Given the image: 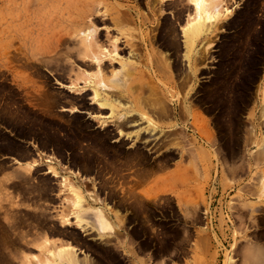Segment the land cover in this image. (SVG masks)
Listing matches in <instances>:
<instances>
[{"label":"rangeland","instance_id":"rangeland-1","mask_svg":"<svg viewBox=\"0 0 264 264\" xmlns=\"http://www.w3.org/2000/svg\"><path fill=\"white\" fill-rule=\"evenodd\" d=\"M158 1L0 0V264H68L58 253L72 246L92 264H240L252 246L264 252V0H213L195 75L181 38L193 1ZM126 12L122 35L113 19ZM78 25L76 39L97 34L109 49L94 65L78 44L41 54Z\"/></svg>","mask_w":264,"mask_h":264},{"label":"bare ground","instance_id":"bare-ground-1","mask_svg":"<svg viewBox=\"0 0 264 264\" xmlns=\"http://www.w3.org/2000/svg\"><path fill=\"white\" fill-rule=\"evenodd\" d=\"M158 1V0H157ZM193 1V8H194V10L196 11V13H197V17L195 18V19H193V21L192 22H190V23H188V25H187V27H185L184 29H183V31L181 32V38L183 39V47H184V54L182 55V58H184L185 60H186V62H187V64H188V70H191L192 71V74L193 75H195V72H196V70H195V66H192V60H193V58H194V56H192L194 53L196 54V45H197V42H198V40L204 35V34H206V33H209L210 32V30L212 29V27L214 26V24H215V22H216V20L218 19V15H219V11L218 12H214V9L216 8V5H218V3L216 4L215 3V1H213V0H192ZM191 1V2H192ZM159 2V1H158ZM220 3V2H219ZM220 5V4H219ZM119 7V6H118ZM91 9V8H90ZM90 9H88L89 11H90ZM185 9V8H184ZM122 10V9H121ZM121 10H119V11H121ZM91 12V11H90ZM120 13H122V11L120 12ZM195 13V14H196ZM135 14V13H134ZM136 14H137V16L139 15V13L138 12H136ZM136 14H135V16H136ZM88 15H90V14H83V16H82V18H81V20H80V22L81 23H84V18H85V16H88ZM91 16V15H90ZM101 17V19L100 20H102V22H103V19H102V17L104 18L105 17V15H102V16H100ZM98 18V17H97ZM137 18V17H136ZM96 19V18H95ZM99 19V18H98ZM104 20H105V18H104ZM88 21V20H87ZM93 21V20H92ZM130 21H132V19L130 18V14L128 13V12H126V13H124L123 15H117L116 16V18H114L113 19V24H114V26H115V28L119 31V33L120 34H124V31H123V29H121L120 30V26L121 25H123V24H125V23H129ZM85 22H86V20H85ZM89 23H90V19H89V21H88ZM105 22V21H104ZM106 22H107V20H106ZM79 24V23H78ZM76 25V24H75ZM80 30H81V28H80V25H78V26H76L74 29H72V35H70V34H68V36L69 37H65V36H59V37H57L55 40H54V38H52L53 40H54V42L51 44V46L50 47H46V50H45V48H44V50H43V52H41V54L42 55H50V54H56L57 52H58V50H60V53L62 52V50L64 49V47L66 46V45H69V44H78V45H80L82 48H83V51L86 53V55H88L87 57H90V59H89V61L92 59V60H98L99 58H100V55L102 54H104L103 52H105V51H107V50H109V49H107V50H102L101 51V48H104L105 46L103 45V47H102V44L100 45V43H99V45H97L98 44V42L97 41H100L101 42V40H98L99 38H97L96 39V41L95 40H93V39H95V35H97V34H95V35H93V37H91V36H84L85 34V31H84V35L83 36H80V37H82V38H80L79 37V40H78V38L76 39V36L79 34V32H80ZM91 32V31H90ZM71 33V32H70ZM108 33V32H107ZM106 33V35L108 36V34ZM81 34V33H80ZM79 34V35H80ZM94 34V33H93ZM99 37H101V33H99ZM154 35V34H153ZM84 37V38H83ZM91 37V38H90ZM105 37V36H104ZM174 37V36H173ZM111 38V40L113 39L112 37H110ZM81 39V40H80ZM101 39V38H100ZM103 39V38H102ZM105 39H106V37H105ZM75 40L77 41V43H74L75 42ZM104 40V39H103ZM150 40H151V38H150ZM26 41H28V40H26ZM50 41H52V40H50ZM79 41V42H78ZM31 42H33V41H31ZM103 42V41H102ZM105 42H108V41H106L105 40ZM119 42V41H118ZM152 42V41H151ZM51 43V42H50ZM181 43V44H182ZM34 44V43H33ZM46 44H48V43H46ZM119 44V43H118ZM49 45V44H48ZM77 45V46H78ZM115 45H116V43H115ZM115 45L113 46V44H112V46L115 48ZM64 46V47H63ZM71 46V45H70ZM61 47H63V49L61 50L60 48ZM75 47V46H74ZM79 47V46H78ZM106 47H108V46H106ZM66 48V47H65ZM76 48V47H75ZM81 48V49H82ZM110 48V47H109ZM104 49H106V48H104ZM67 50V48L65 49V51ZM75 50H77V49H74V51ZM120 50V49H119ZM136 50V49H135ZM69 51H70V49H69ZM127 51V50H126ZM199 51V50H198ZM39 52V51H38ZM38 52H36V51H29V53H27V54H29L28 56L29 57H31V58H35L36 57V55H37V53ZM80 52H81V50H80ZM83 52V53H84ZM111 52V51H110ZM64 53V52H63ZM77 53V52H76ZM79 53V52H78ZM77 53V54H78ZM82 53V52H81ZM105 54H106V52H105ZM154 54L157 56L158 54H157V51L154 49ZM177 54V53H176ZM198 54V53H197ZM64 55V54H63ZM81 55V54H80ZM79 55V56H80ZM82 55H84V54H82ZM127 55V54H126ZM50 57H52V56H50ZM78 57V56H77ZM81 57V56H80ZM84 57H86V56H84ZM105 57V56H104ZM130 57V56H129ZM136 58H137V56H135ZM44 58V57H43ZM76 58V57H75ZM103 58V57H102ZM79 59V58H78ZM81 59H83V58H81ZM85 59V58H84ZM41 60V59H40ZM86 60V59H85ZM104 61V60H103ZM108 61V60H107ZM111 61V60H110ZM155 61V60H154ZM154 61H152V63H154ZM157 61V60H156ZM155 61V62H156ZM158 61H160V63L162 64V61H163V58H158ZM43 62V61H42ZM48 62V61H47ZM50 62V61H49ZM57 62V61H56ZM87 62H88V60H87ZM86 62V63H87ZM91 62V63H90ZM90 62H88L90 65L91 64H93L94 63V61H93V63H92V61H90ZM100 62V61H99ZM196 62H197V60H196ZM195 62V63H196ZM101 63V62H100ZM100 63H98V65L100 64ZM84 64V63H83ZM102 64V63H101ZM100 64V65H101ZM156 63H154V70L155 69H157V66L155 65ZM158 64V63H157ZM89 65V66H90ZM94 65V64H93ZM97 64H96V66H98ZM99 65V66H100ZM103 66H104V63L102 64ZM102 65L100 66V69L102 68ZM152 65V64H151ZM159 65V64H158ZM196 65V64H195ZM46 66V65H45ZM86 66H88V64L86 65ZM88 66V67H89ZM98 66V67H99ZM112 66V65H111ZM148 66V65H147ZM156 66V67H155ZM94 67L95 66H93V69H94ZM153 67V66H152ZM194 67V68H193ZM69 68H71V67H69ZM89 68H91V66L89 67ZM88 68V69H89ZM97 68V67H96ZM112 68V67H111ZM133 68H135V69H137L138 67H133ZM150 68V67H149ZM123 68H121V71H123L121 74L123 75V73L124 72H126V71H124V69L122 70ZM128 69V71H129V67L127 68ZM130 69H132V67L130 68ZM151 69V68H150ZM54 70V69H53ZM56 70V69H55ZM83 71V70H82ZM96 71L98 72L99 71V69L97 70L96 69ZM101 71V70H100ZM105 71V70H104ZM114 71V70H113ZM127 71V73H129ZM79 72V71H78ZM87 72V71H86ZM103 72V71H102ZM152 72V71H151ZM156 72H157V70H156ZM158 72H160V71H158ZM183 72V71H182ZM74 73H75V71H74ZM82 73V72H81ZM127 73H124L125 75L127 74ZM79 74V73H78ZM77 74V75H78ZM100 74V73H99ZM106 73H104V75H105ZM113 74V73H112ZM111 74V75H112ZM156 74V73H155ZM66 75V74H65ZM76 75V79L77 78H81V76H77ZM110 75V76H111ZM181 75V74H180ZM94 76V75H93ZM124 76V75H123ZM127 76V75H126ZM96 77V76H95ZM72 78V77H71ZM97 78V77H96ZM96 78H94V79H96ZM113 78V77H112ZM127 78V77H126ZM74 79V78H73ZM75 79V81L77 82V80ZM81 79H84V77H82ZM86 79V78H85ZM122 79V78H121ZM126 80V79H125ZM156 80V79H155ZM69 81H71V80H69ZM95 81V80H94ZM122 81V80H121ZM124 81V80H123ZM157 81V80H156ZM97 82H99V79H97ZM96 82V83H97ZM125 82V81H124ZM72 83V82H71ZM75 83V82H74ZM100 83H103V80H101V82ZM74 85V84H73ZM76 85V84H75ZM105 85V84H104ZM182 86V85H181ZM133 87H135V86H133ZM144 87V86H143ZM147 88V87H146ZM149 90V89H148ZM152 92V91H151ZM115 94V93H114ZM113 94V95H114ZM119 94V93H118ZM83 95V94H82ZM110 95H111V92H110ZM98 96H99V94L97 93V91L95 90L94 91V93H93V98L94 99H97L98 98ZM116 96H117V94H116ZM118 97V96H117ZM122 98V97H121ZM147 98V97H146ZM118 99V98H117ZM148 99V98H147ZM152 100V99H151ZM151 100H148V101H151ZM147 101V102H148ZM154 101V100H153ZM119 102V101H118ZM141 102V101H140ZM161 102V101H160ZM143 103V102H142ZM142 103H140V104H142ZM149 103V102H148ZM155 103V102H154ZM157 103H159V102H157ZM170 103V102H169ZM144 104V103H143ZM142 104V105H143ZM151 103H149V105H150ZM99 105H101V106H108V108H110V111H111V113H113V112H115L114 110H115V108H114V106L108 101V99H103V101L102 102H99ZM148 105V104H147ZM158 105H161L160 103L158 104ZM170 105V104H169ZM145 106H146V104H145ZM155 106V105H154ZM154 106H152V107H154ZM166 106V105H165ZM71 107V106H70ZM144 107V106H143ZM156 107H158V106H156ZM148 108V107H147ZM162 108V107H161ZM161 108H158V109H160L161 110ZM169 108V107H168ZM151 110L152 108H148V110ZM154 109H155V107H154ZM157 109V110H158ZM163 110V109H162ZM169 110V109H168ZM152 111V110H151ZM155 111H156V109H155ZM155 111H153V114L155 113ZM158 112V111H157ZM160 112V111H159ZM180 112H181V109H180ZM185 112L187 113V110L185 109ZM146 114H147V112H145ZM151 113V112H150ZM163 113L165 114V111H163ZM167 113V112H166ZM152 114V113H151ZM126 113H123L122 114V117H124V119H126L127 117H126ZM149 116H151V115H149ZM155 116V115H154ZM158 116V115H157ZM140 117L141 118H143L141 115H140ZM153 117V116H152ZM151 117V118H152ZM160 117V116H159ZM188 117V116H187ZM170 118V117H169ZM127 119H129V118H127ZM126 119V120H127ZM144 119V118H143ZM148 119V118H147ZM121 120V119H120ZM151 120L152 119H149V120H147V124H150L151 125V130L152 131H154L155 129H156V127L153 125V123L151 122ZM154 120V119H153ZM175 120V119H174ZM146 121V120H145ZM158 121V120H157ZM167 121V120H166ZM121 124V123H120ZM176 124V123H175ZM178 125V124H177ZM176 127V126H175ZM174 128V125H170V126H168L167 127V129H169L168 130V132H171V129H173ZM182 128V127H181ZM184 128V127H183ZM180 130V129H179ZM117 131H121L120 130V127H119V129L117 130ZM156 132V131H155ZM158 132V131H157ZM180 133V132H179ZM182 133V132H181ZM118 134V133H117ZM179 135H182V134H178V136ZM180 140V139H179ZM175 143H179V142H175ZM88 148V147H87ZM122 161V160H121ZM157 164H159V163H157ZM163 164V163H162ZM165 165V164H164ZM99 167V166H98ZM159 168V167H158ZM116 169V168H115ZM125 169V168H124ZM96 170V169H95ZM149 170H150V168H149ZM98 171V170H97ZM76 173V172H75ZM108 174V173H107ZM75 175V174H74ZM84 177V176H83ZM80 178V177H79ZM76 179V178H75ZM143 179V178H142ZM80 181V180H79ZM90 181V180H89ZM92 181V180H91ZM93 183V182H92ZM82 184V183H81ZM67 185V184H66ZM108 186V185H107ZM162 189H157L156 191L157 192H160ZM156 191H154V192H156ZM162 192V191H161ZM153 193V192H152ZM152 193H151V196H152ZM254 193V192H253ZM134 194V193H133ZM148 195H150V194H148L147 193V195L146 196H148ZM153 195H154V193H153ZM156 195V194H155ZM154 195V196H155ZM94 196V195H93ZM74 197H75V201H74V204H76V205H80V204H82V202H83V197H82V195L81 194H79V192H77V193H74ZM150 198V197H149ZM148 198V199H149ZM98 199V198H97ZM153 199V198H152ZM157 199V198H156ZM73 201V200H72ZM94 201V200H93ZM100 201H102V200H100ZM148 203H149V201H147ZM155 202H153V204H154ZM73 204V205H74ZM100 204V203H99ZM124 204V203H123ZM86 205V204H85ZM106 205H108V204H106ZM68 206V205H67ZM80 206H83V205H80ZM87 206V205H86ZM140 208V207H139ZM253 208V209H252ZM262 208V207H261ZM260 208V209H261ZM264 208V207H263ZM70 210H72L71 208H69ZM250 209H251V211H255V207H250ZM259 209V210H260ZM108 210V209H107ZM147 210H148V205H147V203L146 202H142V218H143V222H146V221H148L147 220ZM258 210V211H259ZM67 211V210H66ZM65 210H64V215H65V212H66ZM68 212V211H67ZM81 212L82 211H80V209L79 208H77V211H76V214L77 215H80L81 214ZM63 215V216H64ZM87 215V214H86ZM90 215H92V214H90ZM94 215H95V217L97 218V221L99 222V227H101V229H102V232L103 233H105V231H106V233H107V231L109 230V228H111V225L108 223V218H107V216L103 213V212H101V211H97V209H96V212L94 213ZM114 215L118 218V213L116 212V213H114ZM62 216V217H63ZM67 216H68V214H67ZM120 216V215H119ZM259 216V215H258ZM65 218V217H64ZM76 218L79 220V218H80V216H76ZM252 218V217H251ZM119 220H121V218H119ZM149 223V222H148ZM92 227H93V225H91ZM82 227V226H81ZM84 228V227H83ZM113 233V232H112ZM52 237V236H51ZM51 241V240H50ZM68 241V240H67ZM57 244V243H56ZM63 244V243H62ZM61 245V244H60ZM64 245V244H63ZM133 245V244H132ZM57 246H59V245H57ZM57 246H54V248L53 249H55V247L57 248ZM62 246V245H61ZM66 246V245H65ZM70 247H71V245H70ZM75 247V246H74ZM73 246H72V248H74ZM72 248H69V247H67V248H63V250H61L58 254H60V255H62L63 257H64V259L66 260V263H68V264H92V262H91V259L90 258H88V255L87 256H85L84 258H83V260L81 261V260H78V258L76 257V252L72 249ZM46 249V248H45ZM53 249H52V251H53ZM250 250H249V252H250V254H249V256H246L245 258H243V259H245L246 261H244V263H240V264H264V252H261L258 248H257V246H252V248H249ZM48 250V249H47ZM56 250V249H55ZM54 250V251H55ZM79 250V249H78ZM79 254V253H78ZM78 254H77V256H78ZM247 254V255H248ZM13 255V254H12ZM51 256H55V255H51ZM79 257V256H78ZM243 257V256H242ZM47 258V257H46ZM54 258V257H53ZM53 258H51L52 259V261H54L53 260ZM80 258V257H79ZM241 258V257H240ZM63 259V258H62ZM56 262V261H55ZM60 262H61V260H60ZM242 262V261H241Z\"/></svg>","mask_w":264,"mask_h":264},{"label":"crops","instance_id":"crops-1","mask_svg":"<svg viewBox=\"0 0 264 264\" xmlns=\"http://www.w3.org/2000/svg\"><path fill=\"white\" fill-rule=\"evenodd\" d=\"M22 162L24 163V162H29V160L28 159H24V160H22ZM11 163L13 164V161H11ZM143 189V186H139V187H137L136 189H135V191L136 192H139L140 190H142ZM209 246H211L210 248H209V250H208V253H212L213 252V247H214V244L213 243H210L209 244ZM207 247V246H206ZM201 252H200V254H204V250L206 249L204 246H201ZM179 257L178 256H175V259H174V261H173V263L174 264H184V261L186 260V259H184V258H182V259H178ZM191 260V259H190ZM170 264H172V263H170Z\"/></svg>","mask_w":264,"mask_h":264},{"label":"flooded vegetation","instance_id":"flooded-vegetation-1","mask_svg":"<svg viewBox=\"0 0 264 264\" xmlns=\"http://www.w3.org/2000/svg\"><path fill=\"white\" fill-rule=\"evenodd\" d=\"M262 237H264V233L262 234Z\"/></svg>","mask_w":264,"mask_h":264}]
</instances>
